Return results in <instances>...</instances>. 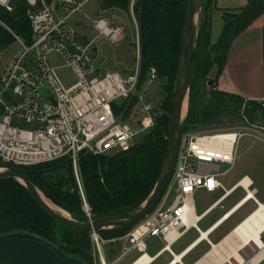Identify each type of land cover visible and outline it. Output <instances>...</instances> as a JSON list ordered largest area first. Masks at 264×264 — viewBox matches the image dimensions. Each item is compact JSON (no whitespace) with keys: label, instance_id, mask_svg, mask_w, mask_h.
Returning <instances> with one entry per match:
<instances>
[{"label":"built area","instance_id":"obj_1","mask_svg":"<svg viewBox=\"0 0 264 264\" xmlns=\"http://www.w3.org/2000/svg\"><path fill=\"white\" fill-rule=\"evenodd\" d=\"M90 1L27 0L31 40L26 42L13 33L18 50L0 69V161L3 163L32 166L69 157L78 172L82 154L98 156L129 151L140 133L154 127L156 113L143 96L136 95L139 63L126 75L105 69L100 61L99 43H120L126 36V27L102 15L92 22L90 29L78 23L77 16ZM137 1L130 0L132 13ZM11 4L12 0H0V6L9 11ZM136 30L139 62L138 25ZM55 60L74 72V83L67 85L62 80ZM134 98L139 102L141 117H135L138 114L135 110L126 117L127 110L122 109V104ZM114 106L118 107V113ZM15 121H24L33 128H21ZM243 137L237 131L183 135L171 181L174 200L170 206L152 212L127 236L129 247L125 253L133 249L139 252L132 264L147 252L148 237L160 238L165 243L153 256L155 259L150 263L153 264L167 245L172 247L190 230L200 234L199 223L217 201L198 215L193 196L199 190L208 193L222 190L218 200L227 196L229 191L221 178L236 165L237 146ZM222 165L228 167L226 171L221 172ZM172 233L177 236L170 244ZM96 242L103 256L97 238ZM208 243L213 246L212 241ZM247 247L250 243L242 250ZM256 247L258 250L251 258L244 253V260L235 258L236 263L264 264V256L259 257L262 248ZM167 252L174 257L172 251Z\"/></svg>","mask_w":264,"mask_h":264},{"label":"trees","instance_id":"obj_2","mask_svg":"<svg viewBox=\"0 0 264 264\" xmlns=\"http://www.w3.org/2000/svg\"><path fill=\"white\" fill-rule=\"evenodd\" d=\"M189 1L138 0L133 8L140 33L141 80L155 69L157 76L168 78L172 87L163 103V112L155 118L153 130L140 142L137 141L129 151L117 154H82L78 172L69 157L32 166L3 164L0 167L29 176L48 200L78 222L88 223L139 211L157 186L166 162L175 94L173 89L181 65L182 35ZM98 3L102 11L130 10V0H98ZM215 3L216 0H207L200 11L185 134L191 129L219 125L226 118L234 122L241 119L242 114L252 116L264 111L261 102L248 101L240 95L218 89V79L235 40L264 14V0H248L239 13H225L222 34L218 42L212 44ZM11 6L12 11L0 7V53L15 43L13 33L26 42L31 40L27 0H12ZM214 66H217V74L211 78ZM132 107L130 105L126 111V117ZM114 110L119 112L117 106ZM54 172L58 174L52 176ZM134 226L115 227L97 234L101 240L117 242ZM91 234L61 225L38 206L27 187L18 180L0 181V239L32 238L47 244L69 260L94 264ZM106 261L110 262V259Z\"/></svg>","mask_w":264,"mask_h":264},{"label":"rangeland","instance_id":"obj_3","mask_svg":"<svg viewBox=\"0 0 264 264\" xmlns=\"http://www.w3.org/2000/svg\"><path fill=\"white\" fill-rule=\"evenodd\" d=\"M133 14L134 13L131 12V9L125 12L121 10L102 11L100 9L98 0H92L89 2V4H87V6L84 9V12L78 15L76 19L78 20V23H81V25L83 26L86 25V29H90L92 22L96 18H98L99 15L105 16L107 18H112L116 22L121 23L126 27V36L120 43H117L115 45H111V44H107L103 42L99 43V47L101 51L100 61L103 62V67L105 69L115 70V71L121 72L126 75H129L135 69L137 63H139L140 73H139L138 90L136 92V95L143 96L144 102L146 104H149L152 107L153 113H156V117H157L163 112L162 106L168 97L169 90L172 88L171 82L169 81L168 78L158 77L155 69H152L150 72H148L143 81L141 80L142 57L140 58L138 62V59H137L138 56H137V50H136V31H137L136 25H138V23ZM197 25L199 28V17L197 18ZM138 32H139V27H138ZM139 36H140V33H139ZM17 50H18V46L13 44L8 49H5L4 51L0 53V69L3 68L5 64H7V62L12 58L13 54ZM55 63L57 64V66L60 67L58 70V74L62 78V80L67 85L74 83L75 82L74 72L68 67H63V64L61 63L60 60L59 61L55 60ZM175 86H176V82H174V89H173L174 92L176 89ZM137 103H139L137 102V98H134L131 100L128 99L123 102L122 109L128 110L130 105H133L131 111L135 110V112L138 113L136 114L135 117H141V114H139L140 106L137 105ZM261 103H262L261 107L264 108V103L263 102ZM233 121L234 122H232L229 118H226V119H223V122L219 125L212 126V127H200L198 129H195V130L191 129L190 131H188V134L215 133V132H221V131L222 132L237 131V132H241L242 134H244V137L239 141V144L237 146V153L238 155L241 156V160L237 159L236 166L238 165V163L240 162L241 163L237 166V168L229 171L228 174H226L224 177L221 178L222 182L227 188H229L236 181L238 183L239 182L238 180L240 179L242 174L245 172L244 168L245 169L250 168V166L253 165L252 158L256 157L259 154V152H264V111H259L257 112L256 115H252V116H247L245 114H242L241 119H235ZM15 123L24 129L33 128V125L28 124L24 121H15ZM153 128L150 131H152ZM149 132L140 133L137 141L140 142L144 138V136L147 135ZM245 158H247L246 161H244ZM3 164H7V163H3L2 161H0V165H3ZM260 166L261 165H258L256 171H260V170L262 171V167ZM227 168H228L227 166L222 165L221 172L226 171ZM2 171H8V168L0 167V172ZM261 171H260L261 177L259 181L260 183L257 182L256 187L260 188L262 192L264 193V170L262 172ZM61 172L62 171H60L59 173ZM57 174L58 172L57 173L54 172L52 176H56ZM21 183L23 184V182ZM222 194H223L222 190H218L214 193H208L204 190L197 191L193 196L197 214L198 215L202 214L205 211V209L209 205L214 203ZM234 194L232 198H230L228 201H226L223 204L225 207H228V205L230 204V202H232V200L238 199V201H240L246 195L243 188H238V190ZM174 197H175L174 186H171V183H170L167 192L165 193L162 200L157 205L154 211H156L157 209H160L161 207L166 208L170 206L174 200ZM259 197L262 198L261 193L259 194ZM146 201L143 203L141 208L144 205H146L147 203ZM256 205L257 204L255 201H251L248 206H246L236 217H234V219H232L224 227H222L215 234H213L210 237V240L215 244L219 243L225 237L226 234L227 235L229 234L228 232L234 227L236 223H238L247 213L251 214L256 209L257 207ZM58 208L61 211L70 215L68 212H66L62 208L60 207ZM86 209H88V207H86ZM224 211L225 210L218 208L217 210H214L209 215H207L199 223V227L202 229V231L207 230L208 227ZM130 233H128L125 237H122L117 242L101 240L98 234L92 233L91 239L93 242L94 255H95L94 264H102L100 250L96 242V238L99 241V244L102 250V255L104 256L105 260L110 259V262H108V264H110L115 258H117L120 254H122V250L124 252L125 248L129 247L127 236ZM198 237H199V234L195 230H190L185 236H183L173 246L174 252L177 254L180 253L181 250L186 245H188L193 240H196ZM262 240L264 242V234L262 235ZM145 244L147 246V252L150 256H154L165 245V243L160 238H157V237L146 238ZM211 250H212V247L208 242L205 241L204 243H201V245L189 257H187L184 260V264H195L196 262L201 260L204 256H206L207 253L210 252ZM257 250L258 249L256 245H254V243H250V247H247L246 250L244 251L243 250L240 251V253L243 257L247 256L251 258L253 256L254 251H257ZM244 253L246 254V256H244ZM170 255H171L170 253H166L162 255L156 262H154V264L167 263L171 259ZM229 257L230 255L226 257L227 260H229L230 262L234 264H237L234 257H230V258ZM246 261H248V258ZM81 262L82 264H87L84 261H81Z\"/></svg>","mask_w":264,"mask_h":264},{"label":"crops","instance_id":"obj_4","mask_svg":"<svg viewBox=\"0 0 264 264\" xmlns=\"http://www.w3.org/2000/svg\"><path fill=\"white\" fill-rule=\"evenodd\" d=\"M247 4H248V0H216L215 8L212 11V33H211L212 44H216L220 38V35L222 34L225 24L224 14L227 12L239 13L240 10L244 8ZM216 74H217V66H214L210 73V77L215 78ZM218 89L227 93L240 95L248 101H257L264 103V14H262L259 18H257L246 29V31H244V33L235 40L232 50L228 55L225 68L218 79ZM238 159L241 160L240 155H238ZM246 160L247 158L244 159V161ZM252 160H253V165L250 166L251 169L244 168L245 172L242 174V176L238 181H240L244 177L249 178L253 182L252 187L254 188H251V190L255 192V196L257 198L256 204L258 205V203H262L264 205V193L260 188L256 187L257 182L260 181V177H261L260 176L261 170L259 169L260 171H256V169L258 165H261L260 167H262V171L264 170V152H259V154L256 157L252 158ZM240 163H238V165ZM237 166L235 165L233 169L237 168ZM236 184L237 181L234 182L229 188L225 186L227 191H229L227 196L225 198H222L221 200H218L222 196L221 195L216 200L217 202L215 201L216 204L213 207V209L205 214V215L207 214L209 215L211 212L217 210L218 208L225 210L208 227V229L210 227H213L217 222H219L223 217H225L227 213L230 210H232L245 197L244 196L240 201H238V199L232 200V202H230L228 207H225L223 205L226 201H228L230 198H232V196L235 195L234 193L238 190V188L234 189L233 187ZM260 193L262 194V198L259 197ZM250 202H248L239 211L234 213L228 220H226L222 224V226L219 229H221L228 222L234 219V217H236L246 206H248ZM248 215L249 214L247 213L238 223L234 225V227L228 233H230ZM208 229L205 231H208ZM217 231H214L210 235V237L213 234H215ZM194 241L195 240H193L188 245H186L178 254L175 253L173 250V246L175 245L174 244L171 247V251L173 252L174 257L170 255L171 259L165 264H170L176 255H183L182 262L180 264H184V260L187 257H189L201 245L200 244L197 247L193 248V246L195 245V244L192 245ZM138 253L139 252L134 249L131 250L129 253H125V251L123 252L122 250V254H120L117 258H115L110 264H132L133 261L139 256ZM166 253L168 252L165 251L162 255ZM146 254L150 256L148 252H146ZM162 255H160L155 260V262ZM150 257L153 258V256ZM105 262L106 264H108L106 260ZM0 264H80V263L63 257L53 248H51L50 246H48L47 244L41 241L26 237H8V238L0 239Z\"/></svg>","mask_w":264,"mask_h":264},{"label":"water","instance_id":"obj_5","mask_svg":"<svg viewBox=\"0 0 264 264\" xmlns=\"http://www.w3.org/2000/svg\"><path fill=\"white\" fill-rule=\"evenodd\" d=\"M206 1L207 0L189 1L186 25L182 35L181 65L176 80V89L173 101L169 149L162 176L154 191L147 199L146 205L134 213H128L121 216L103 217L95 221L82 223L74 220L70 215V217H65L48 206L41 198L39 189L31 182L29 176L23 174L22 172L10 169L8 171H2L0 172V181L16 179L19 182H23V185L27 187L35 202L43 211L67 229L77 232H91L97 234L98 232L106 229L136 225L148 217L152 211L156 209L157 205L160 203L168 190L175 170L180 145L184 135V122L188 113L193 55L198 35L197 18H200V11ZM186 101L188 105L186 114L184 115V106ZM103 259V256H101L102 264H105V260Z\"/></svg>","mask_w":264,"mask_h":264},{"label":"bare ground","instance_id":"obj_6","mask_svg":"<svg viewBox=\"0 0 264 264\" xmlns=\"http://www.w3.org/2000/svg\"><path fill=\"white\" fill-rule=\"evenodd\" d=\"M187 105L188 103L186 101L184 106V115L186 114L187 111ZM239 183L240 184L234 187V189L243 188V190L246 191L245 197L232 210H230L225 217H223L219 222H217L212 227L211 230L208 231L200 230V236L192 244V245L195 244L193 248L197 247L198 245H200L205 241L206 242L210 241V235L214 231H217L218 228L226 220H228L234 213H236L242 207H244L248 202L257 201L255 192L251 190L253 186V182L249 178L244 177L239 181ZM40 196L43 199V201L48 206H50L54 211L64 215L65 217H70L67 213L61 211L56 205H54L50 200H48L41 191H40ZM205 214L202 220L208 215ZM196 219L197 218L194 216V222ZM263 234H264V205L262 203H258L256 209L251 214H249L241 223H239L219 243L217 244L212 243L213 244L212 250L208 252L207 255L204 256L201 260H199L196 264H227L229 260H227L226 257L229 255L230 257H234L242 262L244 259L240 251L243 249L245 245H248L249 243H255L257 246L261 247L262 251L259 257H263L264 256V242L262 240ZM176 236L177 235L175 233H172L170 235L169 237L170 244H172ZM164 250L171 251L170 245H167ZM182 258L183 255H176L170 264H178V263L180 264L182 262ZM152 261H154V257L152 258L148 256L145 252L144 256L141 259H139L135 264H150Z\"/></svg>","mask_w":264,"mask_h":264}]
</instances>
